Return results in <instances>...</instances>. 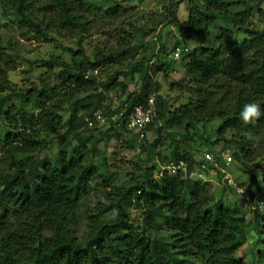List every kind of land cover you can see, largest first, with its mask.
Masks as SVG:
<instances>
[{
	"label": "trees",
	"instance_id": "1",
	"mask_svg": "<svg viewBox=\"0 0 264 264\" xmlns=\"http://www.w3.org/2000/svg\"><path fill=\"white\" fill-rule=\"evenodd\" d=\"M183 1L186 21L177 13ZM163 6L161 23L178 32L172 49L193 45L181 57L180 80L169 77L170 62L158 59L167 48L164 32L147 48L130 39L137 33L134 22L132 30L123 28L116 46L98 45L86 53L82 38L94 28L92 13L107 26L126 16L117 0H0V22L10 19L30 38L50 42L52 31L80 36L72 63L36 60L48 70L40 86L27 88L9 77L19 68L12 53L18 47L9 50L0 38V264H264V209H251L250 241L244 201L216 199L212 181L191 175L206 163L195 147L216 155L222 143L250 175L245 187L254 204L253 185L264 178V0H166ZM239 33L244 40L232 44ZM143 46L146 51L136 57ZM100 70L104 79L90 75ZM122 74L132 80L139 74L138 90L129 92ZM159 74L188 93L187 100L172 109L167 95L157 92L153 121L140 132L131 129L136 133L126 140L147 158L137 161L125 181L113 182L117 173L106 174L96 164L98 145L121 134L118 124L130 129L134 107L146 105L152 76ZM115 90L127 99L114 108L107 100ZM100 109L105 124L95 120ZM217 120L212 132L207 125ZM152 128L157 135L149 140ZM59 138L65 141L52 157ZM158 156L165 164L184 160L187 170L160 171L154 178L146 163ZM206 164L208 174L220 172ZM93 183L101 188L83 242L76 208ZM246 241L252 244L245 253L250 261L241 255Z\"/></svg>",
	"mask_w": 264,
	"mask_h": 264
},
{
	"label": "rangeland",
	"instance_id": "2",
	"mask_svg": "<svg viewBox=\"0 0 264 264\" xmlns=\"http://www.w3.org/2000/svg\"><path fill=\"white\" fill-rule=\"evenodd\" d=\"M120 4H122L127 11L125 12V17L121 19H113L109 20V25H103L100 21H97L98 17H95L92 13L90 18L94 21V28L91 32L87 33L82 38V45L86 53L91 54L94 47L96 46H105L117 45L119 39H121L123 35V28L126 30H132L133 26L130 25L131 22H134L136 29L135 36H131L130 39L132 42L139 43L140 41L146 45L152 44L156 41L158 35L161 32L163 33V41L166 43L167 48L163 51H160L158 59L163 62H170L172 67L169 69V77L172 80H180L185 74L184 64L180 59H175L173 57L172 47L175 45L176 38L178 36L177 28L174 25L166 26L164 23H161V12L163 10V5L166 0H117ZM187 1H183L177 9L178 16L181 20L186 21L189 17V11L187 6ZM157 24L156 28H154V24ZM117 28V30H116ZM154 28V29H153ZM51 36L54 38L53 41L45 42L41 41V39L37 37H29L28 34H24L22 28L10 21V19L4 20L3 23L0 22V38L2 39L3 44L9 49V46L16 45L18 48L12 50V53L15 55V58L18 62L19 68L16 71L10 72V79L20 87H31L33 85L41 84V75L46 73L48 67L43 65V63H34L36 60L40 59H55L56 57L63 58L69 63H72L75 53L78 50L79 42L78 39L80 36H76L75 38H69L64 34L52 31ZM245 38L243 33H239L237 37L234 39L232 44H239ZM146 47L138 49L137 54L135 56H139L140 54L146 51ZM158 47V46H157ZM189 48L192 49L193 45H189ZM11 50V49H9ZM17 52V53H16ZM151 65V64H150ZM103 70L95 71L90 74L91 76H97L100 79L105 78V74H102ZM120 80L125 81L129 85V92H133L134 90H138L140 84V76L137 74L135 80H132L130 75L122 74ZM170 79H167L162 74L152 76V94L164 93L167 95V98L170 100V104L172 109H175L179 106V104L183 103L188 96V93L183 94L178 90L174 89L173 86L170 85ZM52 83L53 81L50 80ZM122 90L111 91L109 100H107V104H110L112 107H118L121 104V100H126L127 95L121 96ZM151 94V95H152ZM123 98V99H122ZM185 98V99H184ZM184 99V100H183ZM187 100V99H186ZM68 118V115H65V120ZM105 124V123H102ZM101 124V127H104ZM219 124V121H214L209 123L210 130L214 132L216 130V126ZM107 128V127H105ZM103 129V128H102ZM117 129L121 133L120 135L116 134L109 139L108 143L100 142L99 148L101 150V154L98 155L96 159V164H98L102 172H116L117 183H121L128 178V173L133 171L136 168V163L140 158L146 160V154H142L139 148H129L128 140L136 131L131 129H126V127L120 123L117 126ZM104 130V129H103ZM64 129L61 131L63 132ZM157 134L154 129H149L147 131V137L149 140H153ZM65 141V138H59L56 140V144L54 150L50 153L53 157L58 150V146ZM76 143V141L74 140ZM198 149V156H203V153L206 151L205 147H195L196 151ZM227 149L221 143L214 148V152L216 156L221 155ZM161 153L164 155L167 153L166 145H162L160 148ZM147 168L150 169V173L153 172L154 178L160 176V171H163V166L165 163L162 162L161 158L158 156L156 161H151L146 163ZM224 165V162H223ZM228 170L235 178L236 182L241 186H246L245 184L250 182V175L245 171V168L241 166L239 162L234 159V162L231 166L228 167ZM149 171H147L148 173ZM219 173V174H218ZM216 172L217 179L215 177V181L212 182L214 195L216 199H223L225 203H233L237 196L236 191L231 186H227V183L223 181V174L220 172ZM264 176V171L262 175ZM196 178V177H195ZM197 177L196 179H198ZM219 179V180H218ZM101 188L100 185L94 184L91 189H89L88 193H86L82 201L77 206V224L76 230L77 234L81 238L83 242H86L88 235L90 234V226L89 219L91 216H94L92 212L93 207L95 205V195L98 190ZM248 188V187H247ZM255 192H259L260 189L264 190V178H259L253 185ZM249 189V188H248ZM253 189V190H254ZM133 218H137L139 212L137 209H132ZM248 221V238L251 241L250 230L252 229L254 223V215L251 210H248L247 215ZM247 242V241H246ZM251 243L248 241L241 249L242 258L248 259L250 261V256L245 253L250 252Z\"/></svg>",
	"mask_w": 264,
	"mask_h": 264
},
{
	"label": "built area",
	"instance_id": "3",
	"mask_svg": "<svg viewBox=\"0 0 264 264\" xmlns=\"http://www.w3.org/2000/svg\"><path fill=\"white\" fill-rule=\"evenodd\" d=\"M189 50H190L189 47L183 48L182 46L181 47L179 46L173 50L172 55L177 60L180 59L181 55L184 52H188ZM156 101H157L156 94H152L149 97L146 105H137L134 107V110L128 120V126L130 129H134L140 132L144 130L153 121L156 112ZM94 117L97 122L100 123L106 122V116L104 115L102 109L96 111ZM88 121L90 122L89 124L91 126L94 125L95 123L94 119L91 118H89ZM141 137H144V133H141ZM203 155L206 163L210 162L211 164H214L218 170H220V172L223 174V181L227 183V185L235 189L237 195H239L238 198L244 201L245 207L248 210L251 209L253 210L255 208H259V210L264 209V190L255 193L254 204L251 203L252 196L250 194L251 192L249 191V189L245 186L243 187L239 185L236 182L233 175L228 170V167L231 166V164L234 162V157L230 150H226L224 153H222L224 165L217 160L216 155L213 152H205L203 153ZM206 163L199 164L196 170L192 171L191 173L192 177H199L200 179H203L205 181H213V178L209 176L207 172L208 166ZM186 170H187V163L186 161L181 160L179 162L166 163L165 166H163L162 173L168 172L172 175H176Z\"/></svg>",
	"mask_w": 264,
	"mask_h": 264
},
{
	"label": "crops",
	"instance_id": "4",
	"mask_svg": "<svg viewBox=\"0 0 264 264\" xmlns=\"http://www.w3.org/2000/svg\"><path fill=\"white\" fill-rule=\"evenodd\" d=\"M216 172L215 171H211L210 170V176L213 178V181L212 182H214L215 181V177H216V179H217V176H216V174H215ZM219 180V179H218Z\"/></svg>",
	"mask_w": 264,
	"mask_h": 264
}]
</instances>
